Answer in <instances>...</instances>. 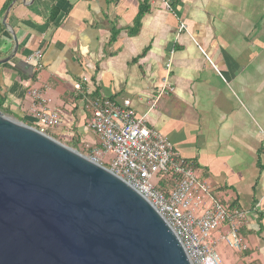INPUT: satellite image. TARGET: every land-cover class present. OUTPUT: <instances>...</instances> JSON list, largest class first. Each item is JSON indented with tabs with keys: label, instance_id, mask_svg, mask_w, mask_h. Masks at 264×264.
I'll list each match as a JSON object with an SVG mask.
<instances>
[{
	"label": "crops",
	"instance_id": "obj_1",
	"mask_svg": "<svg viewBox=\"0 0 264 264\" xmlns=\"http://www.w3.org/2000/svg\"><path fill=\"white\" fill-rule=\"evenodd\" d=\"M144 1L0 0L4 106L33 127L56 111L63 125L49 134L92 150L93 101H131L217 199L248 214L243 260L264 264V0H149L131 36Z\"/></svg>",
	"mask_w": 264,
	"mask_h": 264
},
{
	"label": "water",
	"instance_id": "obj_2",
	"mask_svg": "<svg viewBox=\"0 0 264 264\" xmlns=\"http://www.w3.org/2000/svg\"><path fill=\"white\" fill-rule=\"evenodd\" d=\"M0 264L192 262L125 180L0 111Z\"/></svg>",
	"mask_w": 264,
	"mask_h": 264
},
{
	"label": "built area",
	"instance_id": "obj_3",
	"mask_svg": "<svg viewBox=\"0 0 264 264\" xmlns=\"http://www.w3.org/2000/svg\"><path fill=\"white\" fill-rule=\"evenodd\" d=\"M32 58L39 60L41 54ZM167 83L163 92L171 90ZM75 89L81 90V85ZM36 118L35 128L44 134L63 125L53 110H41ZM89 129L100 139L89 158L104 166L103 160L111 156L109 169L154 206L182 242L192 264H223L220 246L237 252L249 249L241 237L248 214L217 199L209 181L163 134L135 114L131 101L97 98ZM162 182L165 189L158 187Z\"/></svg>",
	"mask_w": 264,
	"mask_h": 264
},
{
	"label": "trees",
	"instance_id": "obj_4",
	"mask_svg": "<svg viewBox=\"0 0 264 264\" xmlns=\"http://www.w3.org/2000/svg\"><path fill=\"white\" fill-rule=\"evenodd\" d=\"M169 1V4H170V7H175L177 6L182 0H168ZM150 11V4H149V0H146L144 2L141 3L140 5V10H139V13H138V16H137V19H136V22H135V27L133 29H131L129 31V34L131 36H135V35H138V33L140 32V29L142 27V19L143 17ZM119 35V32L118 31H113L112 33V38H111V41H115L117 39ZM148 52V49H146L144 51V53L141 55V57H143L144 55H146V53ZM5 101H6V96L1 94L0 93V111L3 112L6 116H12L14 117L16 120L20 121V122H23L25 124H28L25 120V118L21 117L20 115H18L17 113H15V111L9 109V108H6L4 106L5 104ZM29 126H32L30 124H28ZM33 127V126H32ZM50 136H52L53 138H55L56 140L60 141V138H61V135L62 133H52V134H49ZM61 142V141H60ZM74 144L75 146H79V143L78 141L74 140V142L72 143ZM158 187L160 189H165L166 188V184L165 183H160L158 184ZM232 207V206H231Z\"/></svg>",
	"mask_w": 264,
	"mask_h": 264
},
{
	"label": "rangeland",
	"instance_id": "obj_5",
	"mask_svg": "<svg viewBox=\"0 0 264 264\" xmlns=\"http://www.w3.org/2000/svg\"><path fill=\"white\" fill-rule=\"evenodd\" d=\"M8 117H10L12 119H15L12 116H8ZM60 141H61V143H63L64 145H66V146H68L70 148H73V149L78 148V149H80L81 153L83 155H85L86 157H88V158L91 156V153H92L91 151L92 150H88L84 145L75 146L74 144L70 143L69 141H66V139L64 140L62 138H60ZM109 160H110L109 157L105 158L103 160L104 167H106L108 169H109V166L107 164L109 163ZM217 236L218 235L216 234V237ZM218 251H219V254H220L221 258H224V259H222L223 264H248L247 263L248 260L246 259V261H244L243 258L246 257V255L249 252V249H247L244 252H237V251H232V250H230V249H228V248H226L224 246H220ZM229 257H230V259L228 260L227 258H229ZM249 264H257V263H249Z\"/></svg>",
	"mask_w": 264,
	"mask_h": 264
},
{
	"label": "bare ground",
	"instance_id": "obj_6",
	"mask_svg": "<svg viewBox=\"0 0 264 264\" xmlns=\"http://www.w3.org/2000/svg\"><path fill=\"white\" fill-rule=\"evenodd\" d=\"M109 158H111V156L108 155Z\"/></svg>",
	"mask_w": 264,
	"mask_h": 264
}]
</instances>
